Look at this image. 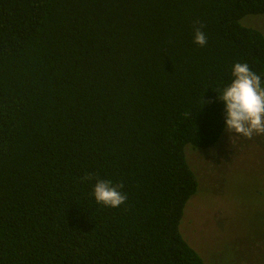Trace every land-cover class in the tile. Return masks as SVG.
Returning <instances> with one entry per match:
<instances>
[{
    "label": "trees",
    "instance_id": "1",
    "mask_svg": "<svg viewBox=\"0 0 264 264\" xmlns=\"http://www.w3.org/2000/svg\"><path fill=\"white\" fill-rule=\"evenodd\" d=\"M251 15L264 0H0V264H205L186 147L220 141L235 63L264 86Z\"/></svg>",
    "mask_w": 264,
    "mask_h": 264
},
{
    "label": "rangeland",
    "instance_id": "2",
    "mask_svg": "<svg viewBox=\"0 0 264 264\" xmlns=\"http://www.w3.org/2000/svg\"><path fill=\"white\" fill-rule=\"evenodd\" d=\"M264 33V15L242 20ZM199 190L180 225L205 264H264V134L224 132L209 149L186 147Z\"/></svg>",
    "mask_w": 264,
    "mask_h": 264
},
{
    "label": "clouds",
    "instance_id": "3",
    "mask_svg": "<svg viewBox=\"0 0 264 264\" xmlns=\"http://www.w3.org/2000/svg\"><path fill=\"white\" fill-rule=\"evenodd\" d=\"M199 23L196 22L197 25ZM201 29L202 25H194V43L204 46L207 37ZM232 77V82L218 95L225 104V131L247 139L264 134V86L261 76L252 71L247 63L237 62L233 65ZM81 179L92 180L93 176L86 173ZM122 188V183L113 184L110 180L97 178L93 195L97 203L115 208L127 200Z\"/></svg>",
    "mask_w": 264,
    "mask_h": 264
}]
</instances>
